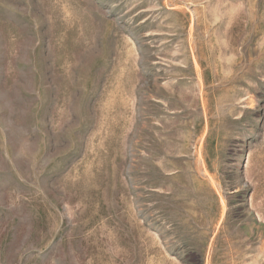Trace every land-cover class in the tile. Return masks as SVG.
<instances>
[{
  "label": "rangeland",
  "instance_id": "rangeland-1",
  "mask_svg": "<svg viewBox=\"0 0 264 264\" xmlns=\"http://www.w3.org/2000/svg\"><path fill=\"white\" fill-rule=\"evenodd\" d=\"M0 264H264V0H0Z\"/></svg>",
  "mask_w": 264,
  "mask_h": 264
}]
</instances>
